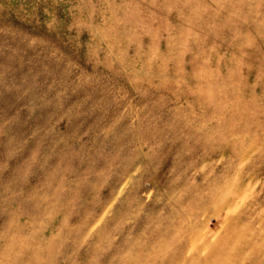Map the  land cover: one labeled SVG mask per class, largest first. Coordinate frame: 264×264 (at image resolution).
Returning <instances> with one entry per match:
<instances>
[{
	"label": "rangeland",
	"instance_id": "obj_1",
	"mask_svg": "<svg viewBox=\"0 0 264 264\" xmlns=\"http://www.w3.org/2000/svg\"><path fill=\"white\" fill-rule=\"evenodd\" d=\"M0 264H264V0H0Z\"/></svg>",
	"mask_w": 264,
	"mask_h": 264
}]
</instances>
